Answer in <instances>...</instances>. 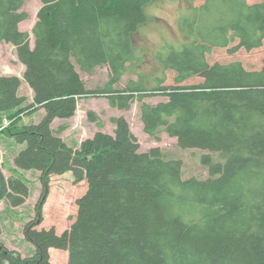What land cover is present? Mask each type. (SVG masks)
<instances>
[{
    "label": "trees",
    "instance_id": "trees-1",
    "mask_svg": "<svg viewBox=\"0 0 264 264\" xmlns=\"http://www.w3.org/2000/svg\"><path fill=\"white\" fill-rule=\"evenodd\" d=\"M158 1L41 0L32 46L31 34L20 29L29 18L25 0H0V43L17 49L34 94L30 108L45 112L39 124L7 128L26 145L15 165L40 171L45 187L68 172L88 183L70 230L59 235L33 221L25 238L35 255L24 258L0 242V264H52V249L68 251L70 264H264V62L248 70L208 60L214 49L236 54L263 46L264 0H183L187 40L160 49V75L150 79L138 36ZM77 66L88 74L108 68L109 82L90 91ZM169 71L176 73L174 87H165ZM130 72L139 80L121 88ZM195 77L203 82L183 85ZM22 83L0 77V114L24 110ZM156 95L167 100L145 101ZM89 96H105L120 110L139 102L150 137L166 133L181 149L219 154L224 162L203 155L209 178L185 179L181 160L160 149L140 152L124 118L112 119L114 135L99 132L74 150L61 138L69 125L52 126L73 118L79 99ZM89 119L103 126L95 113ZM28 196L27 184L0 167V201L8 197L19 207Z\"/></svg>",
    "mask_w": 264,
    "mask_h": 264
},
{
    "label": "rangeland",
    "instance_id": "rangeland-1",
    "mask_svg": "<svg viewBox=\"0 0 264 264\" xmlns=\"http://www.w3.org/2000/svg\"><path fill=\"white\" fill-rule=\"evenodd\" d=\"M262 0H248L249 3L261 2ZM200 0L196 5L202 4ZM183 0H159L149 9L153 19L140 32L138 43L141 50L146 54V62L142 71L150 79L160 75V66L156 55L165 44L179 45L187 40L186 33L182 29L181 20L187 8L183 6ZM43 4L41 0H25L22 12L26 13L28 20L20 24L23 32H28L32 37L38 22V14ZM208 55L211 64L233 62L242 63L248 70H261L264 62V44L261 48L246 51L241 50L231 54L229 49H214ZM77 70L85 82L87 89L95 91L104 88L109 82L110 72L108 68H98L94 73L83 72L78 66ZM25 67L18 60L17 49L12 44L0 43V77L17 76L23 80L19 95L26 98L23 111L13 114H0V167L8 179L16 177L24 181L29 187V196L26 202L13 207L8 197L0 201V242L10 251L20 252L24 258L35 255L34 246L25 238V229L28 224L35 221L37 228H55L59 235L71 229L78 214L77 202L88 192L86 180L78 181L74 172L64 175L52 176L45 187L42 174L36 170H22L15 165L17 155L26 148L25 144L18 143L12 138L7 128L15 125L16 129H22L30 125L39 124L44 115V110L30 108L34 103V94L28 84L24 81ZM176 73L167 72L165 87H174ZM131 80L138 81L139 77L134 73H128L122 80L120 87L125 88ZM203 82L201 77H195L183 83V85H198ZM154 83V82H152ZM167 98L156 95L147 98L148 104L157 105ZM93 112L103 126L92 122L89 113ZM113 118H124L129 123L131 132L137 137L139 150L142 153L150 152L152 149H160L169 159L181 160L183 162V174L185 179L199 177L209 178L208 169L202 164L203 155H209L214 161H223L219 154H212L200 150H183L179 147L177 139L162 133L159 138H152L145 133L141 118V104L135 102L129 110L112 108L105 96H89L79 99L76 115L69 120H56L52 126L57 131L63 124H68L69 129L61 138L66 144L74 149L81 148L86 140L93 139L99 132L114 135L116 126ZM52 264H70L69 252L66 250L52 249L50 251Z\"/></svg>",
    "mask_w": 264,
    "mask_h": 264
}]
</instances>
